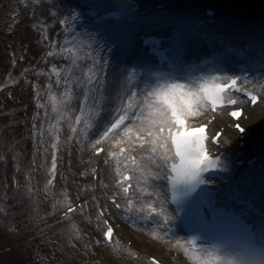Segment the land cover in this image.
Wrapping results in <instances>:
<instances>
[{"label":"rangeland","instance_id":"374dc122","mask_svg":"<svg viewBox=\"0 0 264 264\" xmlns=\"http://www.w3.org/2000/svg\"><path fill=\"white\" fill-rule=\"evenodd\" d=\"M227 1L248 3L244 9L249 10L258 0ZM216 2L223 9L226 0ZM169 5L162 16L171 15ZM227 6L231 12L233 6ZM63 11L57 0H0V264H152L151 258L164 264H183L176 252L159 253L153 242L163 243L161 239L146 237L143 240L152 244L146 248L140 245L138 232H133L132 225L125 227L120 217L131 215L122 200H118L122 210L114 216L121 221H112L117 230L115 242L108 246L103 240L98 211L114 210L109 199L115 193L101 191L100 166L84 158L86 154L96 157V147L110 144L103 138L104 131L89 135L95 128L94 116L102 113L97 103L106 87L101 88L98 82L99 50L90 38L96 33L82 26L73 35L72 21L62 15ZM87 28L92 27L87 23ZM262 44L264 39H259L257 49ZM103 79L108 81L109 72H104ZM91 81L94 83L88 87ZM114 110L112 117H98L104 123L100 126L106 128L123 112ZM255 111L264 112V101ZM247 117L241 124L251 134L261 129ZM157 129L153 125L148 131L156 133ZM123 145L126 143L116 140L108 146L119 155ZM125 171H117L119 180ZM138 196L135 191L129 200L137 202ZM78 203L80 208L61 216ZM149 235L154 237L151 231Z\"/></svg>","mask_w":264,"mask_h":264},{"label":"bare ground","instance_id":"6f19581e","mask_svg":"<svg viewBox=\"0 0 264 264\" xmlns=\"http://www.w3.org/2000/svg\"><path fill=\"white\" fill-rule=\"evenodd\" d=\"M153 1L154 0H142L141 2L145 4L144 7H149L150 2ZM189 1L190 0H172L169 6V8L172 9V21L170 20L169 25L157 27L164 32L162 35L166 36V38L173 32L183 34L184 47L187 50V54L184 58L187 62L185 64L191 65L192 59L200 52L204 53L208 51V53H210V49H217L216 52L218 53V51L226 49L227 47L225 44H229L228 42L232 39L233 41L230 43H233L234 46L241 42L242 39H248L254 44V48L250 54L247 53L245 55L250 62L247 66L250 69L256 66V62H252L249 58L256 57L257 60H260L261 50L257 49L256 44L257 41L263 37L264 29L261 24L259 13L254 6L247 10L244 8L247 7L248 3L242 4L233 1V3L228 4L227 0L223 3V9H220L219 5L221 3L214 5L213 8L219 12L218 23L216 26L209 29L210 32L208 30L205 32L204 30L199 31L198 28L196 29L193 25V19L196 17L201 19L202 15L200 14V9L203 5H206L205 1L208 0H195V3H189ZM211 2L217 3L216 0H211ZM187 3H189V7ZM227 5L233 6L231 12H229ZM193 9L195 10L194 14L189 16L188 13H191ZM126 12L127 15L131 17L132 21L123 25V27L133 26L140 16L138 17L136 13L130 12L128 6H126ZM143 28L144 27L141 25H136L135 32L136 30L140 32ZM205 34L208 37L207 39L205 38ZM221 39L223 43H221ZM226 40H228V42H226ZM138 51L136 47L131 50L130 54L126 57V64L119 63L121 57L118 54H114L115 60H109L108 67L105 70L109 72V79L106 82L103 79L104 87L106 88L101 89V99H99L97 103L102 113H98L94 116L93 125L95 124V128H91L89 135L91 137L99 131H106L110 125L111 122L106 128L100 126L104 123H101L103 119H98L99 116L112 117L116 112L114 107L120 108L122 111L127 110L129 115L132 116V119L128 122L129 124L125 125L116 135L110 133L109 136L106 137V141L110 143L108 145H113L116 140L125 142L128 146V151L134 153V155L138 157L139 165L138 167L128 165L126 162L122 161V159H119L118 155L112 152L111 146L108 145L101 156L90 157L86 154L84 160L89 158L90 162L94 165L100 166V182H102L100 185L101 191L114 192L115 198H119V195L122 194L120 192V186L123 182V180H119V177L116 176L118 174L117 171L122 169L132 171L133 181L131 183L134 187L131 195L135 193V191H138L139 200L137 202L130 201L128 197L122 194L125 198L124 205L129 207L131 215L120 217H123L125 227L132 225L135 228L133 232H138L137 235L139 239H142L140 240V245L142 247L146 248L149 243L152 244L147 240H143L146 239V237H150L149 239L153 241L161 239L163 243L156 244L153 242V245L159 246V253L171 254V252H176L178 253L177 260L181 261L183 264H201L203 263V259H207L205 253H192L189 251L185 243V238L176 223L171 209L166 203L165 182H162L161 178H156L158 175L162 177V164H166L171 157L168 141L162 134L153 133V131H151L153 133L152 136L148 135V129H153L154 125L149 122V112L155 111V109L145 103L147 92L157 91L165 88L169 83L180 81L166 76H153L150 78L148 84L143 83V71L131 67L134 62L143 61L141 55H138ZM102 57L100 59V65L104 63ZM215 59L216 65L223 61L222 58L220 59L218 56H215ZM226 61L231 62V58L227 57ZM96 67L99 69L98 66ZM190 70L191 68L187 66L184 73L189 74L188 72ZM212 77L213 75H211V78ZM182 82L185 83L183 80ZM93 83V81L88 83V87ZM185 84L187 87L181 89V91L192 89L191 85ZM250 88L255 91H260L261 100L259 104H261L264 101V88L255 84L251 85ZM92 90H95V86H93ZM133 92L136 93L135 96L132 95ZM125 100L126 102L129 101L128 104L124 102ZM122 102L125 103V105L121 107L120 103ZM129 104H131V107H129ZM142 109L143 114H141ZM245 115H248L257 122L261 129L252 133L251 136L245 134L246 138L244 141H246L248 145L242 149L236 146V144L241 142L237 139H241L242 135L233 128H229L227 123L232 122L228 117L221 115L211 124V131L213 133L221 126L225 127L222 145L216 150L223 161V175L229 178V182L227 185L219 184L217 187L222 188V192L228 194L231 193L232 188H237L239 196L244 199L252 200L257 207L264 211V112H257L255 108L246 106L244 109V116ZM185 117L189 120V126L205 123L210 118L207 107L202 101L198 105L194 104L192 111ZM89 124H91V120H89ZM98 126H100L99 130H97ZM125 127L127 131H125ZM106 157H108V160L105 159ZM128 157H131V155H127V158ZM162 157L165 159H162ZM253 159L257 160L254 165L247 164L248 160ZM240 160L244 161V165L241 167L234 166V163ZM256 165H260L261 168L259 170L256 169L254 167ZM85 172H87V169H85ZM241 182H249L250 187L248 189L241 187ZM122 185L125 186V183L123 182ZM153 209H155V211H153ZM162 212L163 215L161 214ZM117 213L118 212L113 211L112 219L115 222H120L121 219H116L117 217H114ZM165 216H169L171 219L165 221ZM125 229L126 228H124V231ZM256 229L259 235H264V218L259 219V222L257 221ZM149 231L154 234V237L149 235ZM221 255L229 256L227 253H222ZM174 263H176V261Z\"/></svg>","mask_w":264,"mask_h":264},{"label":"snow or ice","instance_id":"6c2138e0","mask_svg":"<svg viewBox=\"0 0 264 264\" xmlns=\"http://www.w3.org/2000/svg\"><path fill=\"white\" fill-rule=\"evenodd\" d=\"M57 2L64 9L62 15L72 21L70 26L74 29L73 35H75L76 31H80L82 26L86 28L87 32L96 33V35H92L90 38L99 50L97 52L96 65L99 67L101 74V79L98 81L101 88L104 87L103 74L108 67L109 60H115L114 54H118L121 57L119 63L126 64V57L135 48L137 40L135 33L136 25H141L145 28L144 33L138 37L141 47L147 49V55L153 56L157 60L156 64H152L150 61H137L131 65L133 69L143 71V83L148 84L150 78L153 76H167L174 78L176 81L181 79L187 67L184 59L187 50L184 47L183 34L173 32L166 38L168 41L167 47H162L165 38L152 34L151 32L152 28L169 23L170 18L146 16L136 21L133 26L122 27L120 21L127 14L126 6L130 3V0H116L115 4L107 6L108 10L104 11L102 9L106 6L100 0H81L80 3L75 5H65L62 0H57ZM53 8H55V5H53ZM113 10L118 11V15L114 16ZM209 15H212V13L209 12ZM113 20L116 23L109 26V22ZM89 22L95 27L87 28V23ZM60 24L64 25L65 20L61 19ZM205 38H208L206 34ZM221 43H223L222 39ZM234 51L235 49L229 46L225 49V54L230 55ZM101 53L103 54V65H100ZM138 55H142V53ZM212 79L216 80L219 77L213 76ZM237 81L238 78H230V83L227 84L202 83L198 91L192 89L181 91V89L187 87L186 84L183 82H173L167 84L165 88L147 92L145 103L155 109V111L149 112V122L158 127L159 133L165 132V125L173 124L177 126V130L174 132L171 127L167 129L171 135V142L175 147V155L179 158V164L173 163L171 165V171L175 173V178H172V184L174 186L172 193L173 202L177 200V186H187L183 188L181 194L183 196H190L196 191L199 185L205 183L202 176L203 173L220 170L219 157L213 158L206 147L207 136L205 134V127L187 128L185 127L184 117L192 111L194 104L198 105L201 101L210 102L215 109L216 105L222 100L223 94L230 88L237 92L242 91V89L236 87ZM132 95L135 96L136 93L133 92ZM246 95L249 96L253 104H256V96L250 93H246ZM227 103L234 105L236 104V100L229 99ZM129 107H131V104H129ZM141 114H143V109L141 110ZM230 115L238 120L242 112L232 111ZM130 119H132V116L129 115L127 110H124L122 114H119L110 123L107 130L103 132V138L108 137L110 133L116 135L121 127L126 125V121ZM76 120L79 122V117ZM235 127L240 133L245 132V128L239 123ZM125 131H127L126 127ZM148 135L152 136L153 133L149 131ZM218 136L219 134H217ZM212 139L213 143H216V137ZM96 143L99 144L100 139H97ZM99 151L103 150H98V154ZM162 159L165 158L162 157ZM52 168H56L55 157L53 158ZM156 178L160 179L161 177L158 175ZM125 179L129 178L125 177ZM124 192L127 193L128 188H125ZM234 197H236L235 192L229 194L230 199ZM240 202L242 203L243 201ZM116 206L119 207L118 204ZM161 214L163 215V212ZM201 215L203 216V213ZM169 219L171 217L165 216V221ZM236 219L239 220V217ZM112 233L113 230L109 228L105 236L110 238ZM191 243L195 245L196 242L193 240ZM203 264H264V250L259 255L243 251L229 256H222L218 252L208 253V258L203 259Z\"/></svg>","mask_w":264,"mask_h":264}]
</instances>
